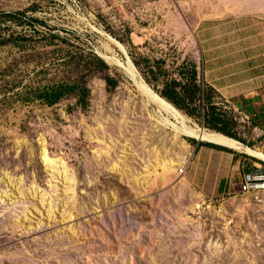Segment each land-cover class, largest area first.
<instances>
[{
  "label": "rangeland",
  "instance_id": "rangeland-1",
  "mask_svg": "<svg viewBox=\"0 0 264 264\" xmlns=\"http://www.w3.org/2000/svg\"><path fill=\"white\" fill-rule=\"evenodd\" d=\"M243 19L264 20V0H0V264H264V188L246 181L264 161L159 125L155 106L99 56L126 53L159 94L190 64L203 82L204 43L223 49V32L244 57ZM63 83L86 84L88 106L75 94L33 98ZM215 101L237 141L264 152V121L249 105Z\"/></svg>",
  "mask_w": 264,
  "mask_h": 264
},
{
  "label": "trees",
  "instance_id": "trees-1",
  "mask_svg": "<svg viewBox=\"0 0 264 264\" xmlns=\"http://www.w3.org/2000/svg\"><path fill=\"white\" fill-rule=\"evenodd\" d=\"M16 15L17 14H5V17L13 19ZM106 63L103 62L104 66H107L108 63ZM182 74L183 77L181 80L169 78L164 81L161 90H159V94L164 99L170 101L176 107L183 110L189 116L200 119L206 127L228 137L242 141L241 138L238 137L237 133L233 131L234 121L229 116L227 110L224 109L222 104H218L215 101V96L221 97V95L213 87L200 80L199 71L196 65L190 64L189 69ZM107 82L114 87L117 84L116 81L111 78H108ZM70 94L76 95L77 102L82 108H86L88 106L90 90L84 83H63L42 90L36 89L33 91V98L40 100L47 105H55L65 96ZM243 102L249 105L248 113L250 115L257 118L259 117L264 121V107L258 110L250 105L251 101L243 99ZM201 145L228 151V149L222 146L208 142L202 143Z\"/></svg>",
  "mask_w": 264,
  "mask_h": 264
},
{
  "label": "crops",
  "instance_id": "crops-1",
  "mask_svg": "<svg viewBox=\"0 0 264 264\" xmlns=\"http://www.w3.org/2000/svg\"><path fill=\"white\" fill-rule=\"evenodd\" d=\"M242 23V26L248 29V45L245 47L247 54L236 58L238 40L235 33L223 32V49L212 47V42L207 39L204 43L207 59L204 62L203 82H207L206 84L220 95L237 98L239 102L243 99L249 100L250 105L260 110L264 107V20L243 19ZM235 26L234 23H229L224 25L226 29H223L232 31ZM257 41L262 42V45L256 47ZM222 50L224 54L220 58ZM254 54H258L257 58ZM259 104L262 106L257 107Z\"/></svg>",
  "mask_w": 264,
  "mask_h": 264
},
{
  "label": "bare ground",
  "instance_id": "bare-ground-1",
  "mask_svg": "<svg viewBox=\"0 0 264 264\" xmlns=\"http://www.w3.org/2000/svg\"><path fill=\"white\" fill-rule=\"evenodd\" d=\"M108 38L114 45H116L119 49L125 52L124 47L122 45L112 40L110 37ZM101 55L103 59L105 57L107 61L118 65L134 84L138 92L144 97V99H146L145 101L155 106L156 112L159 115V117L157 118V123L159 125L171 126L176 132V135L183 134L200 141H207L211 143L220 144L225 147L240 151L242 153L257 157L264 161V152L261 150L250 148L242 144L241 142L223 134L210 132L203 129H197L189 125L187 118L182 114V112H180L173 104L166 101L147 85L142 76L139 74L138 69L135 67V65L126 53V59H120L116 56H107L103 54ZM42 153L43 160L45 162L50 163L51 160L48 157L46 149H44Z\"/></svg>",
  "mask_w": 264,
  "mask_h": 264
},
{
  "label": "built area",
  "instance_id": "built-area-1",
  "mask_svg": "<svg viewBox=\"0 0 264 264\" xmlns=\"http://www.w3.org/2000/svg\"><path fill=\"white\" fill-rule=\"evenodd\" d=\"M259 179V180H258ZM246 181L247 184L249 186V188H253V189H261L264 188V170L262 169H255V174L254 175H248L246 176ZM263 182V183H262ZM261 183V185L259 184ZM256 184V185H255ZM206 205V203H202L200 204V207ZM198 207V208H200ZM210 206H207V208H209Z\"/></svg>",
  "mask_w": 264,
  "mask_h": 264
},
{
  "label": "water",
  "instance_id": "water-1",
  "mask_svg": "<svg viewBox=\"0 0 264 264\" xmlns=\"http://www.w3.org/2000/svg\"><path fill=\"white\" fill-rule=\"evenodd\" d=\"M108 37H110L112 40H114V41L118 42L120 45H122L118 40L114 39L113 37H111V36H108ZM122 46H123V45H122ZM99 56L103 59V57H102L101 54H99ZM208 143H211V142H208ZM211 144H215V145H218V146L225 147V146H223V145L216 144V143H211ZM225 148H228V147H225Z\"/></svg>",
  "mask_w": 264,
  "mask_h": 264
}]
</instances>
